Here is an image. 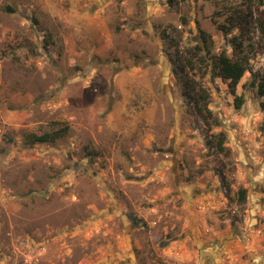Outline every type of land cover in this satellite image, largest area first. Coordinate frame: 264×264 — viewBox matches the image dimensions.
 Masks as SVG:
<instances>
[{"label":"rangeland","instance_id":"1","mask_svg":"<svg viewBox=\"0 0 264 264\" xmlns=\"http://www.w3.org/2000/svg\"><path fill=\"white\" fill-rule=\"evenodd\" d=\"M257 4L0 0V264H264Z\"/></svg>","mask_w":264,"mask_h":264},{"label":"trees","instance_id":"2","mask_svg":"<svg viewBox=\"0 0 264 264\" xmlns=\"http://www.w3.org/2000/svg\"><path fill=\"white\" fill-rule=\"evenodd\" d=\"M264 5V0H258V4L256 6V15L255 20L259 26V29L261 33L264 34V11L261 9V7ZM11 10V9H10ZM12 11V10H11ZM231 27L227 26H221L225 32H228L230 29L235 27V24L230 21ZM241 43H238L236 41L235 46L239 47ZM195 48L199 51H204L202 46L200 44H197ZM190 64L191 61H188ZM215 64L219 68V72L217 76H222L224 79H227L230 81V86L233 91H235L236 86L238 85L241 78L244 76L246 71H248V63L245 59L242 58H234L232 56H229L225 51H223L216 59ZM185 87H188V91L186 94L191 95V91L195 92V88H190V83L185 82ZM258 92L264 96V81L258 85ZM203 100H205V96L202 95ZM243 102V99L238 96L236 97V105L237 107H241ZM199 105V102L197 103ZM204 107H199V113L202 114L205 121H207L208 125L210 126L209 116L212 114L211 109H209L208 105L204 104ZM68 127L60 128L57 130H54L52 132H45V133H35L31 132L24 135V141L25 143L29 145L37 144V143H48V142H55L57 139L65 136L67 132ZM225 142V138L219 135V146L222 148V145ZM245 193L246 191H241V197L245 199Z\"/></svg>","mask_w":264,"mask_h":264},{"label":"water","instance_id":"3","mask_svg":"<svg viewBox=\"0 0 264 264\" xmlns=\"http://www.w3.org/2000/svg\"><path fill=\"white\" fill-rule=\"evenodd\" d=\"M164 92H165V91H164ZM168 94H169L170 97H172L171 94H170L169 92H168ZM205 192H207V191H202L201 193H205Z\"/></svg>","mask_w":264,"mask_h":264}]
</instances>
